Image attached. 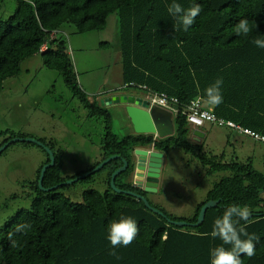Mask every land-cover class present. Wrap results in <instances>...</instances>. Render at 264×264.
<instances>
[{"label": "trees", "instance_id": "trees-1", "mask_svg": "<svg viewBox=\"0 0 264 264\" xmlns=\"http://www.w3.org/2000/svg\"><path fill=\"white\" fill-rule=\"evenodd\" d=\"M6 1L9 0H0V9ZM14 2L13 13L6 19L0 17V91L7 79L20 75L23 63L40 56L43 68L61 77L72 97L86 110L87 117L104 121L101 159L90 169L70 178L62 175V153L39 140L52 151L55 159L54 167L45 172L43 188L81 176L111 156L118 159L74 185L46 193L38 187L40 170L49 162L46 154V161L36 173L29 208L19 211L0 227V264H211V249L221 245L227 250L232 247L223 244L219 237L211 236L215 220L222 217L230 205L249 209V219L253 222L247 224L246 231L258 237L253 241L255 255L249 258L241 254L242 264H264V174L252 166L250 159L246 163L237 158L225 161L222 155H211L202 145L191 143L188 140L190 127L181 114L195 100L209 109L205 107L208 104L205 89L222 78L223 102L217 106L208 104L212 107L209 110L217 118L264 136V48L253 43L255 39H264V0ZM173 3L184 9L194 4L201 6L202 11L187 31L169 14L168 7ZM113 14L117 16L122 85L112 92L135 91L148 97L164 94L175 98L178 114L173 120L171 137L154 140L152 136L129 134L119 138L111 131V113L100 108L95 99L89 102L78 86L76 72L66 52V40L62 37L66 35L64 29L72 27L74 33L80 35L102 32ZM241 19L249 21L252 30L247 35L235 32ZM44 45L46 50L41 52ZM109 46L108 42L99 44L102 50ZM16 137L28 138L12 134L0 147ZM151 144L166 156L178 150L191 156L200 170L228 176L214 183L191 217H173L154 206L140 189L132 187L133 151ZM122 160L128 163V168L116 178L115 187L142 195L170 220L195 223L206 202L219 203L206 211L198 228L172 226L148 210L143 202L111 189L110 177L122 166ZM102 174H105L103 191L88 187L81 192L79 202H73L63 193L77 184L92 182ZM121 217H131L139 231L127 247L121 245L112 249L107 239L108 224ZM240 224L245 221L241 220ZM18 226H22L19 231ZM241 239L247 237L241 236ZM113 250L115 256L110 254Z\"/></svg>", "mask_w": 264, "mask_h": 264}, {"label": "rangeland", "instance_id": "rangeland-1", "mask_svg": "<svg viewBox=\"0 0 264 264\" xmlns=\"http://www.w3.org/2000/svg\"><path fill=\"white\" fill-rule=\"evenodd\" d=\"M15 7L14 0L6 1L0 9V17L6 19ZM116 17L111 15L106 29L98 33L80 35L74 33L72 27L64 29L66 35L62 37L66 40V52L76 72L78 86L89 102L120 93L112 92L122 85ZM102 42H108L110 46L102 50L99 47ZM128 92L125 93L133 94ZM98 105L111 113L114 134L119 138L132 134L123 106ZM103 122L102 118L87 117L86 110L72 97L61 77L55 71L43 68L40 56L23 63L20 75L7 79L0 91V144L12 134L27 135L30 139L51 144L62 153V175L67 178L90 169L101 159ZM205 130L208 134L200 145L206 153L222 155L225 161L237 158L246 163L250 159L252 166L264 174V147L261 144L209 124ZM164 157L166 164L162 166L163 178L159 179L158 192L144 194L154 206L173 217H191L214 183L228 176L227 173L211 174L200 170L191 156L178 150L169 152L168 156L164 154ZM45 161V151L34 144L16 142L2 152L0 227L19 211L29 208L37 170ZM132 161H135L134 157ZM104 177L102 174L92 182L77 184L63 193L73 202H79L81 192L88 187L103 191Z\"/></svg>", "mask_w": 264, "mask_h": 264}, {"label": "water", "instance_id": "water-1", "mask_svg": "<svg viewBox=\"0 0 264 264\" xmlns=\"http://www.w3.org/2000/svg\"><path fill=\"white\" fill-rule=\"evenodd\" d=\"M101 107L109 106H123L126 116L130 122L134 136H152L155 139L163 140L174 134V121L172 113L166 109L160 108L157 105L151 104L147 99L139 98L136 96L119 93L116 95H110L109 97L102 98L99 101ZM193 135L195 142L199 143V139L202 134L199 130H194ZM16 142H24L28 144H34L42 148L48 155L49 162L42 166L40 170L38 187L43 192L55 191L59 187H67L74 185L79 180L85 179L97 172H99L110 161L118 159V156H111L106 160L98 164L94 169L86 172L85 174L73 179L45 189L42 186L45 172L54 167L55 159L52 151L45 147L42 143L30 139L13 138L0 147V155L11 144ZM132 161L134 164V172L132 179V187L134 189H140L144 193H157L159 187V179L161 175L162 162L164 154L156 151L153 145H148L146 148H136L133 151ZM128 168V163L122 160V166L116 169L110 177V187L117 194H125L135 198L138 201L143 202L144 206L152 213L164 218L168 224L183 228L193 227L198 228L202 225L207 210L214 209L218 205L219 201H208L200 209L197 220L195 223H187L185 221H173L167 218L162 212L153 208L148 200L140 194H136L130 191H123L115 187L116 178L125 172Z\"/></svg>", "mask_w": 264, "mask_h": 264}, {"label": "clouds", "instance_id": "clouds-1", "mask_svg": "<svg viewBox=\"0 0 264 264\" xmlns=\"http://www.w3.org/2000/svg\"><path fill=\"white\" fill-rule=\"evenodd\" d=\"M25 2L32 3V0H25ZM201 11L202 8L199 4H194L188 9H184L178 3H173L168 7L169 14L183 26L184 31H187L193 25L195 18ZM251 30L247 19L239 20L235 26L237 35H247ZM253 43L257 47L264 48V39H255ZM43 48L44 50H42ZM45 50L46 46L44 45L41 47V52ZM222 83V78H218L205 89L206 103L217 106L223 102L221 94ZM146 99L148 100V98ZM194 128L198 129L200 127ZM250 215L251 213L246 206L230 205L225 209L223 216L215 220L211 236L213 238L219 237L223 241V244H230L232 247L231 250H227L221 245L211 249V264H242L240 259L241 254L249 258L255 255L256 250L253 241L257 240L258 237L246 231L247 224L253 222L249 219ZM241 220L245 221V224H240ZM21 227L18 226L17 231ZM138 231L136 221L131 217H121L119 221H113L108 224L107 239L112 249H116L121 245L127 247L136 238ZM241 236L247 237V239H241ZM110 254L115 256L116 252L113 250Z\"/></svg>", "mask_w": 264, "mask_h": 264}, {"label": "built area", "instance_id": "built-area-1", "mask_svg": "<svg viewBox=\"0 0 264 264\" xmlns=\"http://www.w3.org/2000/svg\"><path fill=\"white\" fill-rule=\"evenodd\" d=\"M42 50H44V48ZM143 89L146 88L143 87ZM148 100L151 102V104L170 111L173 117L178 114V109H176L178 102L175 98H168L164 94H159L148 97ZM181 114L186 118V122L193 127L198 128L205 124H211L216 127L229 128L239 135L249 136L251 139L260 142L264 146V136H261L248 129H243L230 121H224L221 118H217L211 110L205 109L198 100L191 101L187 108L181 112Z\"/></svg>", "mask_w": 264, "mask_h": 264}, {"label": "crops", "instance_id": "crops-1", "mask_svg": "<svg viewBox=\"0 0 264 264\" xmlns=\"http://www.w3.org/2000/svg\"><path fill=\"white\" fill-rule=\"evenodd\" d=\"M129 92H131V93H133V94H131V95H134V96H136V97H139V98H143V99H146V98H148V96H147V94H144L143 92H135V91H129ZM102 99V98H101ZM99 100H100V98L98 99H95V101H97V103H99ZM93 100H91L90 102H92ZM112 107H115V106H112ZM119 107H122V106H119ZM205 107L206 108H209V109H211L212 107L210 106V105H208V104H205ZM205 127H206V124L203 126V127H200V128H198V129H196V128H194V127H192V126H190V132H189V135H188V140L192 143H196L195 141V137H194V135H193V132H194V130H199L200 132H201V134H202V137L199 139V143L198 144H201V142L206 138V136H207V131L205 130ZM213 127V126H212ZM132 134H133V131H132ZM165 158V157H164ZM164 158H163V162H162V166H163V164L165 163L164 162ZM166 164V163H165ZM161 173H162V168H161ZM160 177H161V180H162V178H163V176H161L160 175ZM159 184H160V182H159ZM159 188V187H158Z\"/></svg>", "mask_w": 264, "mask_h": 264}, {"label": "flooded vegetation", "instance_id": "flooded-vegetation-1", "mask_svg": "<svg viewBox=\"0 0 264 264\" xmlns=\"http://www.w3.org/2000/svg\"><path fill=\"white\" fill-rule=\"evenodd\" d=\"M43 144V143H42ZM147 147V146H146ZM146 147H138V148H146ZM49 149V148H48ZM133 167H134V164H133ZM133 172H134V169H133ZM79 177V176H78ZM77 178V177H76ZM132 179H133V173H132V177H131ZM75 179V178H74ZM143 192V191H142Z\"/></svg>", "mask_w": 264, "mask_h": 264}]
</instances>
